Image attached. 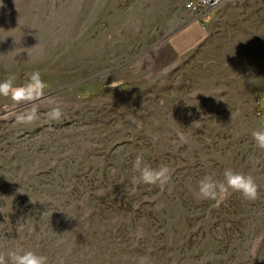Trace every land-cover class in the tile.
I'll return each instance as SVG.
<instances>
[{"label": "rangeland", "instance_id": "374dc122", "mask_svg": "<svg viewBox=\"0 0 264 264\" xmlns=\"http://www.w3.org/2000/svg\"><path fill=\"white\" fill-rule=\"evenodd\" d=\"M185 2L2 0L0 81L39 70L46 84L34 101L0 96L6 258L264 264V149L252 136L264 129V0H224L195 25ZM185 27L186 46L201 29L195 45L159 65ZM138 154L167 166L168 183H136ZM225 169L251 176L257 198H202L199 180Z\"/></svg>", "mask_w": 264, "mask_h": 264}, {"label": "clouds", "instance_id": "9594fccd", "mask_svg": "<svg viewBox=\"0 0 264 264\" xmlns=\"http://www.w3.org/2000/svg\"><path fill=\"white\" fill-rule=\"evenodd\" d=\"M4 7L0 0V8ZM46 88L45 81L42 79L41 72L34 70L28 74V80L25 84L17 86L15 76L9 75L0 81V96L9 97L16 103L34 101L37 97L42 96ZM37 109L33 107L29 112L16 117L18 123H27L36 119ZM59 107H53L49 112L51 119H59L61 116ZM253 139L259 148L264 149V129L254 131ZM183 139V137H181ZM133 170L138 173L135 178L136 183L145 185L163 186L170 180V170L167 166L161 165L153 168L148 165L142 154H138L133 161ZM223 179L217 180L212 175H206L198 182L199 195L207 200L219 202L221 198L232 192L240 193L248 200H255L258 195V189L255 181L249 175H244L232 169L223 171ZM0 264H47V257L38 255L33 251H9L7 258L5 254L0 253ZM138 264H149L148 257H140Z\"/></svg>", "mask_w": 264, "mask_h": 264}, {"label": "crops", "instance_id": "0c3cea01", "mask_svg": "<svg viewBox=\"0 0 264 264\" xmlns=\"http://www.w3.org/2000/svg\"><path fill=\"white\" fill-rule=\"evenodd\" d=\"M211 11H209L206 15L201 17L199 21H194L191 23V25L197 24V22L202 23H208L210 22L211 18H213L211 15H209ZM199 24V23H198ZM202 26V25H201ZM200 26V28H201ZM188 28V27H187ZM186 29V27L178 34H174V36L168 40L166 43H164L160 50H159V59H158V64H163V65H170L174 62H176L179 58L185 55L189 49H191L194 45L195 42L197 41V38L199 37V33H201V29L197 31L195 36H191L190 38V45H185L183 44L186 40V37H181L182 32Z\"/></svg>", "mask_w": 264, "mask_h": 264}, {"label": "built area", "instance_id": "2783aa9c", "mask_svg": "<svg viewBox=\"0 0 264 264\" xmlns=\"http://www.w3.org/2000/svg\"><path fill=\"white\" fill-rule=\"evenodd\" d=\"M224 0H186L184 10L195 19H199L209 11L219 6Z\"/></svg>", "mask_w": 264, "mask_h": 264}]
</instances>
